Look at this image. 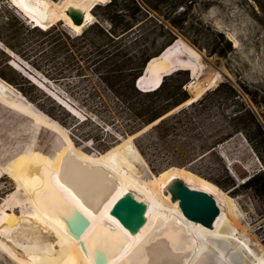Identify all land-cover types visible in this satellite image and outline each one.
Returning <instances> with one entry per match:
<instances>
[{"label":"bare ground","instance_id":"bare-ground-1","mask_svg":"<svg viewBox=\"0 0 264 264\" xmlns=\"http://www.w3.org/2000/svg\"><path fill=\"white\" fill-rule=\"evenodd\" d=\"M102 1L107 0H8L26 20L36 23L34 27L47 29L61 21L76 34L93 20L92 3ZM69 8L84 11L82 25L71 21L66 13ZM3 51L17 61L12 52ZM194 53L202 60L199 53ZM157 58L148 64L139 83L146 80ZM222 75L219 71L210 75L207 86L221 80ZM162 78L159 75L153 87L140 88L155 89ZM204 83H193L191 91L202 93L206 90ZM8 88L0 80V104L33 120L40 130L57 133L64 142L55 156L35 148L21 152L28 156L19 171L11 162L19 154L0 163V178L7 175L13 180L15 196L29 208L18 215L10 212L11 196L0 209V234L5 237L0 235V248L17 264H264V246L242 226L240 211L227 192L184 168L171 167L144 178L143 171L149 168L133 136L104 154H87L75 147L60 125L45 119L27 103L8 99ZM247 178L240 179L241 183ZM176 179L214 198L219 215L212 227L183 216L178 201L171 198L170 186ZM128 192L147 206L146 222L135 234L110 215L114 203ZM76 214L88 221L77 238L66 231V226L73 231L79 227Z\"/></svg>","mask_w":264,"mask_h":264},{"label":"rangeland","instance_id":"rangeland-1","mask_svg":"<svg viewBox=\"0 0 264 264\" xmlns=\"http://www.w3.org/2000/svg\"><path fill=\"white\" fill-rule=\"evenodd\" d=\"M156 19L159 24L163 23L165 27L157 28L153 32L151 48L161 49L175 40L176 44L168 51L166 49L155 60L142 85L153 87L151 85L155 83L159 75L168 76L176 71H186L189 82L193 81L196 86L207 82L210 75L215 72L219 71L223 74L222 79L217 81L212 88L226 82L236 89L240 98L219 100L209 115L206 112L201 114L202 121L197 126V131L201 133V136L206 137L203 141L196 142V146H194L193 153L198 156V161L192 166L201 176L194 174L213 184L215 183L211 180L224 185L226 179L222 170L223 165L228 174H232L231 176L237 184L242 185L244 182L241 183V180L258 172L256 161L258 156L253 149L257 143L256 139L252 137L251 130H248V134L252 141L246 139V135L237 133L225 142L217 144L213 154H203V148L216 140L217 130H221L220 132L224 136V132L227 130L220 125L223 124L224 120H228V115L237 109L236 100L252 110L264 127V0H194L191 10L182 18L185 26L182 32L170 28L164 15H157ZM28 21L13 8L8 0H0V80L9 86L6 92L7 98L18 103L21 101L29 104L45 119L60 125L69 135L75 147L87 154L94 156L104 154L112 147L121 144V140L129 136H133V142L136 146V139L147 131H144L147 127L139 131H144L139 136H137L138 132L133 135H121L119 129L108 126L100 119L95 118L91 112L86 111L76 100L64 93L62 87L46 81L40 73L30 69L29 65H26V62L18 55L14 54L17 61L27 66L34 74H38L40 81L44 79V84L17 64L14 57L4 53L3 50L12 51L3 45L1 40H5L11 46H16L13 33L19 31L22 25L31 26ZM63 26L65 27L64 23ZM167 29L172 35L167 32ZM215 32L222 33L231 44L232 50L227 53L225 58L208 56L206 53L205 48L211 44ZM71 33L76 35V33ZM22 37L25 38L24 35ZM39 39V37H32L33 41ZM191 42L197 43L200 49ZM194 51L201 56L212 59L214 66L203 64ZM4 55L9 57V62H5ZM204 66L206 68L202 72ZM19 75L25 77L29 83L20 81ZM194 77L200 78L192 80ZM181 78V76H177L168 79L165 87L170 91L175 83L181 81ZM192 84L191 87H187L188 83L183 86L188 95L195 87ZM167 95L168 92H165L161 94V97ZM67 101L73 107H70ZM68 109L72 110L75 116ZM85 116H88L89 122H83ZM63 144L62 138L57 133L45 128L40 130L33 120L25 118L0 104L1 164L5 163L9 157L19 154L16 158H11L12 164H15L16 170L19 171L28 156L22 155L21 152L28 148H35L45 154L55 156ZM137 144L146 153V157L143 158L149 170L143 171L142 176L144 177L145 174L144 178L151 174L158 175L170 167H176L169 161L173 155L172 152L161 150L155 141L137 140ZM256 146L264 157V149L258 144ZM228 168L231 169L232 173L228 171ZM215 185L233 198L237 209L240 211V217H242L240 223L248 230L252 238L264 246V205L261 200L254 196L248 188L241 186L237 188V185L234 188L223 189L217 184ZM13 189L14 182L9 176L0 178V209L3 202L12 196L10 198L12 201L10 212L18 215L26 212L29 208L28 204L15 196ZM105 228L113 233L111 229ZM113 234L115 235V233ZM117 244L120 245V242L117 241ZM0 264L17 263L0 248Z\"/></svg>","mask_w":264,"mask_h":264},{"label":"trees","instance_id":"trees-1","mask_svg":"<svg viewBox=\"0 0 264 264\" xmlns=\"http://www.w3.org/2000/svg\"><path fill=\"white\" fill-rule=\"evenodd\" d=\"M193 4L194 0H108L92 8L93 20L79 34L73 35L58 21L47 29L22 25L19 31L13 33L16 46L9 45L5 40L1 41L13 54L22 58L30 69L62 87L64 93L91 112L95 118L108 126L116 127L121 135H133L171 113L189 98L183 88L189 82L186 71L163 76L155 89L143 90L150 86L145 87L138 81L144 92L135 87V82L145 74L148 64L176 41L161 49L151 48L153 32L157 28L165 27L163 23H158L157 15H164L170 28L182 32L185 27L182 18L191 10ZM167 32L172 35L168 29ZM213 36L211 44L205 48L207 55L225 58L232 50L230 42L220 32H215ZM32 37L40 39L33 41ZM191 43L200 49L197 43ZM7 55H4L6 63L10 60ZM15 62L39 80L28 68L16 60ZM177 76L182 77L181 81L175 83L169 91L165 87L166 81ZM18 79L29 83L20 75ZM165 92L168 95L161 97ZM236 97L240 98L234 87L226 82L220 83L195 102L174 111L149 128L136 139V146L137 140L155 141L161 150L172 152L169 161L173 166L199 174L192 165L198 161V156L193 153L194 146L206 137L197 131V126L202 121L201 114L206 112L209 115L219 100ZM235 103L237 109L220 125L227 130L224 136L221 130H217L216 140L203 148V154H213L217 144L237 133L246 135V139L252 141L248 130L252 131V137L264 149L263 125L252 110L237 100ZM68 104L73 107L69 102ZM68 111L74 115L72 110ZM83 122H89L88 116L84 117ZM256 145L253 149L264 168V157ZM137 149L146 157L140 146ZM222 170L226 179L224 185L209 180L223 189L236 187L237 182L223 165ZM240 186L251 190L264 205V169L249 176L237 188Z\"/></svg>","mask_w":264,"mask_h":264},{"label":"water","instance_id":"water-1","mask_svg":"<svg viewBox=\"0 0 264 264\" xmlns=\"http://www.w3.org/2000/svg\"><path fill=\"white\" fill-rule=\"evenodd\" d=\"M52 1L60 2L61 0H52ZM98 3H105V2L103 1L94 2L92 3L90 9ZM66 13L68 14L69 18L75 25L83 24L84 11H81L80 9L69 8L68 10H66ZM202 63L205 65L214 66V61L203 55H202ZM145 68L143 70V73L145 71ZM139 78L135 82V87L140 91H143L139 87V83H138ZM217 81H215L211 86H207V82H205L204 87H206V90H204L200 94L194 91H190L188 100L185 103H183L181 106L173 110L171 113L181 109L182 107L190 105L191 103L198 100L206 91L210 90L212 86L217 83ZM169 114H167L166 116H168ZM163 118H160L159 120L146 126L147 128H145L144 131L156 125ZM143 132H138L139 134L137 136H139ZM170 192H171L172 200L178 201L179 208L186 219L200 223L201 225L208 228L212 227L215 219L219 215V208L212 196H210L206 192L190 188L180 179H176L172 182L170 186ZM146 209L147 206L145 203L138 201L131 192H128L114 203V205L110 210V215L114 217L131 234H135L140 230V228L146 222V217H145ZM76 216L80 222L79 227L75 231H73L72 229H70V227L66 226V231L72 234L75 238L79 237L82 229H84V227L87 225L88 222L87 220H85L83 216H81V214H76Z\"/></svg>","mask_w":264,"mask_h":264},{"label":"built area","instance_id":"built-area-1","mask_svg":"<svg viewBox=\"0 0 264 264\" xmlns=\"http://www.w3.org/2000/svg\"><path fill=\"white\" fill-rule=\"evenodd\" d=\"M28 23L31 24V21H28ZM31 26L33 27V24H31ZM256 161H257V164H258V170L257 171L259 172V171L263 170L264 168H263V165L261 164V162L259 161L258 157H256ZM229 171H230V169H229ZM249 176H251V175H249Z\"/></svg>","mask_w":264,"mask_h":264},{"label":"snow or ice","instance_id":"snow-or-ice-1","mask_svg":"<svg viewBox=\"0 0 264 264\" xmlns=\"http://www.w3.org/2000/svg\"><path fill=\"white\" fill-rule=\"evenodd\" d=\"M46 175H50V174H47V173H46ZM53 191H54V190H53ZM54 194H55V193H54Z\"/></svg>","mask_w":264,"mask_h":264}]
</instances>
